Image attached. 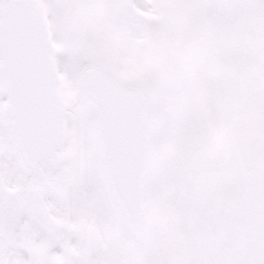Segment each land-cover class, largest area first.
I'll return each instance as SVG.
<instances>
[{"label": "snow or ice", "instance_id": "snow-or-ice-1", "mask_svg": "<svg viewBox=\"0 0 264 264\" xmlns=\"http://www.w3.org/2000/svg\"><path fill=\"white\" fill-rule=\"evenodd\" d=\"M0 264H264V0H0Z\"/></svg>", "mask_w": 264, "mask_h": 264}]
</instances>
